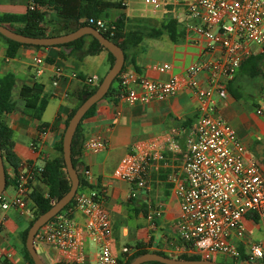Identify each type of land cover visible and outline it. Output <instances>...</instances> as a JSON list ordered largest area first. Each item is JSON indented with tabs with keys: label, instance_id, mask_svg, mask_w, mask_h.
<instances>
[{
	"label": "crops",
	"instance_id": "0c3cea01",
	"mask_svg": "<svg viewBox=\"0 0 264 264\" xmlns=\"http://www.w3.org/2000/svg\"><path fill=\"white\" fill-rule=\"evenodd\" d=\"M27 0H0V15L23 14ZM126 7H110L101 15L104 21H114L120 14L127 17ZM110 12L116 16L112 18ZM152 19V18H151ZM159 19V18H156ZM162 19V18H161ZM156 21V20H155ZM201 43H190L184 39L173 43L167 35L144 38L141 43L124 53L122 73H133L153 81H165L178 74L192 61L216 59L220 47L204 53ZM7 44L0 37V79L7 74L15 78L12 99L14 110L2 115L12 131L13 163L3 159L7 184L3 190L5 199L15 194L14 176L25 166L43 167L61 157L57 144L62 140L70 113L79 105L78 94L95 87L109 70L111 64L106 51L87 55L82 50L66 46L41 48L19 47L15 56L6 57ZM259 56V55H258ZM41 63H36L35 59ZM149 63L168 64L170 70L156 72L149 70ZM37 70H40L38 73ZM226 80V92L213 93L215 114L222 118L236 132L245 149L246 161L256 163L264 170V120L250 111L243 99L235 100L227 91V85L235 92L234 78ZM96 76L93 85L86 79ZM207 72L196 75L198 86L207 87ZM232 80V81H231ZM22 85H41L48 97L47 105L39 120L24 113V101L18 97ZM198 99L191 90H183L162 101H150L127 105L113 97L101 99L95 105L94 114L82 119L78 135L82 142L89 136L100 134L106 140V149L98 153L79 151L76 146V172L82 179V186L105 192L104 207L111 224L112 252L123 257L122 247L135 252L136 244H142L148 252H163L177 257L169 248L177 241L178 199L173 192L169 177L180 171L182 154L188 138L192 135L198 118ZM46 128L41 129V125ZM175 132L172 137L171 133ZM155 141L165 156L163 161L150 164L145 188L117 180L113 170L119 160L132 153L138 142ZM177 147H176V146ZM79 151V152H78ZM87 172L88 179L83 174ZM44 193L47 187L39 179L31 185L25 199L27 209L19 213L14 207L6 210L0 207V264H29L24 258L22 234L28 229L35 212L31 199L32 192ZM132 191L136 196L131 197ZM160 205L161 216L149 219L151 209ZM74 223L81 224L79 213L72 216ZM246 236L264 245V222H245ZM87 236L84 234V239ZM42 254L49 264H60L61 253L42 244ZM84 260L80 264H94L97 257L95 247L84 245ZM228 261L224 257L215 258Z\"/></svg>",
	"mask_w": 264,
	"mask_h": 264
},
{
	"label": "built area",
	"instance_id": "2783aa9c",
	"mask_svg": "<svg viewBox=\"0 0 264 264\" xmlns=\"http://www.w3.org/2000/svg\"><path fill=\"white\" fill-rule=\"evenodd\" d=\"M142 2L152 16L168 15L181 23L188 33L185 39L190 43L200 42L204 53L220 47L218 58L192 61L165 81H153L133 73H121L119 77L120 101L127 105L162 101L183 90L193 91L198 99L196 127L187 140L181 169L169 177L179 208L177 241L169 249L177 256H197L202 260L221 256L241 264H264V245L248 238L245 227V222L254 221V217L264 222V170L245 160L243 145L234 129L215 114L213 100V93L226 92L225 81L237 74L245 59L259 55L264 63V0ZM120 6L127 7V3L121 0ZM93 21L90 20L98 31L115 30L112 23L103 19ZM35 62L41 60L37 58ZM146 67L160 73L170 70L168 64L149 63ZM202 72H207L204 89L196 80V75ZM96 80V76H91L86 83L93 85ZM255 114L264 115V101ZM174 135L172 132L171 136ZM105 149L106 140L94 134L82 142L80 151L98 153ZM164 159L157 142H138L132 153L119 160L113 177L135 188H145L150 164ZM41 173L42 167L19 169L14 176V196L5 199L3 192L0 195L1 209L14 207L25 213V199ZM83 176L89 178L87 172ZM135 196L132 191L131 197ZM104 201L102 190L78 186L72 205L39 228L34 245L47 244L58 250L60 264H80L85 257L86 242L97 250L94 264H125L131 251L122 247L121 258L112 252L111 224ZM75 213L83 217L81 224L73 222ZM160 216L161 207L156 205L149 219Z\"/></svg>",
	"mask_w": 264,
	"mask_h": 264
},
{
	"label": "trees",
	"instance_id": "16d2710c",
	"mask_svg": "<svg viewBox=\"0 0 264 264\" xmlns=\"http://www.w3.org/2000/svg\"><path fill=\"white\" fill-rule=\"evenodd\" d=\"M110 7L124 8L120 6V3L111 4L105 0H27L26 10L23 14H2L0 15V24L16 33L25 36H58L72 32L86 25L96 27L94 23L90 22V20L95 21L97 19H103L101 14ZM127 22V16L125 14H120L114 21H110V23H112L115 27V30L113 32H106L100 29L102 35L118 45L123 50V52L139 45L145 38V36L154 38L165 34L173 43H178L180 41H183L188 35L184 26L181 23H178L174 18H171L169 16L160 23L159 27H151L147 33H143L139 28H128ZM0 37L7 44V58L14 57L16 50L22 46L41 48L40 46L20 44L6 39L1 35ZM55 46H66L71 47L73 50H82L83 53L87 55H93L102 50L107 52L111 65L114 60L113 56L106 49H104L96 39L88 35L78 38L75 41L69 42L67 44ZM263 66L264 63L260 56L251 55L241 63L237 73L240 76L254 78L258 75H264ZM121 73L122 69L120 74ZM120 74L114 79L110 88L108 89V92L102 99L112 96L114 102L120 100V95L122 94L121 87L119 86ZM14 86L15 78L12 74H7L2 79H0V150L2 159L9 163H13V133L2 119V115L10 113L14 110L15 103L12 99ZM95 89L96 87H93L91 89H85L81 91L78 94L79 104L86 97L91 95L95 91ZM227 91L235 100L239 98L238 94L234 92L229 87V85H227ZM18 97L24 101V113L39 120L48 102V97L43 94L42 86L33 85L29 87L26 85H22L18 91ZM95 105H93L84 114L82 119L94 114ZM74 110L70 113L69 118L72 116ZM46 127V124L41 125V129ZM79 127L80 123L76 128L71 142V161L75 169L77 168L75 156L76 146L80 151L82 145V140L78 135ZM56 147L57 150L61 153V141L58 142ZM39 180L43 182V184H45V186L47 187V191H45L44 193H39L36 191L31 193V199L34 203L35 212L29 226L34 221V219H36L40 214L44 213L51 207L52 200L54 201L59 199L68 191L70 187V182L66 175L65 166L63 164L62 154L59 159L46 162L44 164ZM80 186H82V179L79 176V187ZM45 194L47 195L46 197L44 196ZM72 203L73 199L67 206L63 208V210L72 205ZM257 219V217H254L255 221H257ZM26 234L27 230H25L22 234L23 243H25ZM23 251L25 260L29 264H33L30 256L25 249V245ZM147 252L148 250L142 244H136L135 252L130 257H128L125 264H129L135 257ZM156 253L165 255L163 252ZM176 258L186 260L200 259L197 256L186 255L177 256ZM216 261L241 264L239 262L237 263V261L235 260L225 261L222 259H218ZM145 264L160 263L148 262ZM256 264L263 263L259 262Z\"/></svg>",
	"mask_w": 264,
	"mask_h": 264
},
{
	"label": "water",
	"instance_id": "95a60500",
	"mask_svg": "<svg viewBox=\"0 0 264 264\" xmlns=\"http://www.w3.org/2000/svg\"><path fill=\"white\" fill-rule=\"evenodd\" d=\"M0 35L6 39L20 44L40 47L67 44L69 42L75 41L78 38L88 35L96 39L98 43L113 56L114 59L112 65L97 85L95 91L86 97L74 110L63 133L61 140V154L63 164L65 166V172L70 182L68 191L59 199L51 201V207L34 219L27 229L24 245L33 264H49L48 260L42 254L41 247L34 245V236L41 226L57 215V213L63 210V208L70 203L76 193V190L79 186V176L71 161V142L74 133L84 114L106 95L112 82L120 74L124 62V53L118 45L104 37L102 33L96 28L89 25L82 26L72 32L58 36L31 37L16 33L0 24ZM5 184L6 176L0 150V195L5 188ZM148 262H157L160 264H234L218 262L216 260L177 259L167 255H161L156 252H147L139 255L135 257L129 264H145Z\"/></svg>",
	"mask_w": 264,
	"mask_h": 264
},
{
	"label": "rangeland",
	"instance_id": "374dc122",
	"mask_svg": "<svg viewBox=\"0 0 264 264\" xmlns=\"http://www.w3.org/2000/svg\"><path fill=\"white\" fill-rule=\"evenodd\" d=\"M105 1L111 4H117L121 2V0H105ZM122 1L127 3V7L125 10L128 15L127 17L128 28H139L143 33H147L151 27H159L160 23L164 19H166V17H168V15H161L157 17L159 19H156V17L151 15L149 8L143 4L142 0H122ZM110 16L114 18L116 14L110 12ZM145 38L148 37L145 36ZM263 73H264V66H263ZM234 81H235V87H234L235 92L239 96L238 99H243L246 105L247 104L249 105L250 111L254 112L255 114V111L258 109L259 105L264 101V75H258L254 78H247L238 75L234 78ZM98 84L99 82L95 85V87H97ZM257 117L264 120V115Z\"/></svg>",
	"mask_w": 264,
	"mask_h": 264
}]
</instances>
